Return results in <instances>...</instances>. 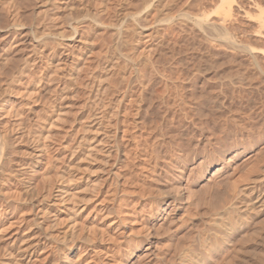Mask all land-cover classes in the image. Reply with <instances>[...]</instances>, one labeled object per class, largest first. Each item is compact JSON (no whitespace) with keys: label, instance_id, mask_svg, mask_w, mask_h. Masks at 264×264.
<instances>
[{"label":"bare ground","instance_id":"obj_1","mask_svg":"<svg viewBox=\"0 0 264 264\" xmlns=\"http://www.w3.org/2000/svg\"><path fill=\"white\" fill-rule=\"evenodd\" d=\"M97 1L89 13L85 0H0V240L14 219L27 224L3 241L0 264H28L49 244L56 257L46 264H264V140L204 84L186 89L162 72L159 89L157 64L174 55L124 51L153 9L168 15L166 0L135 11L129 0L113 10ZM113 11L117 35L95 69L99 16ZM172 20L159 18L155 34ZM216 24L198 22L212 33ZM79 89L86 102L72 117Z\"/></svg>","mask_w":264,"mask_h":264},{"label":"rangeland","instance_id":"obj_2","mask_svg":"<svg viewBox=\"0 0 264 264\" xmlns=\"http://www.w3.org/2000/svg\"><path fill=\"white\" fill-rule=\"evenodd\" d=\"M85 1V4L90 10L89 13H92L96 11V9H98L99 5L97 0ZM143 1L144 0H129L128 3L130 6L134 5L132 10L135 11L142 9L141 7L144 5ZM166 2L169 6L168 15L160 14L161 11L159 8L153 9L149 14L148 22H146L147 24L144 23L145 25H147L148 28H144V34L141 36L139 42H131L132 38H129V41L125 43L127 45L125 46L124 51L127 52L132 49V45L130 44H140L137 60L141 59L139 53L146 45H149L154 51L157 49L155 53L159 51L158 49H160L163 54H170L169 56L174 55L175 58L173 59L172 57V63L169 61L170 64H167V62L164 63V61H160L161 64H157L159 70L156 74L157 76L155 75L156 79L158 76L159 79L162 75L166 74L167 76H170L172 73H174L172 75H174L173 77H176L175 80H177V82L178 80L180 81L178 83H186V89H199L200 86L203 87L202 84H204L206 90L205 92H218L217 94H221H216V96H218L217 98H219L218 102L220 101V103L218 104V109H221V111H225L227 114L232 113V116L233 114L237 117L240 115L238 119H240L241 117L244 124L246 122L247 125L252 126L254 131L253 133H255L253 138L256 141H258L257 139L264 140V134L262 133L264 132V115L263 117H261V114H264L262 113L264 112V0H166ZM125 3V0H112L109 6L113 10L114 8H116V6H119V4ZM46 8H48V10L53 9L52 6H47ZM77 14L78 17L82 19L85 16V11H83V9H78ZM184 15H188L186 17V21L188 22L178 23L179 21L177 19L180 18L179 16L185 17ZM175 16L177 17L175 18ZM165 17H168L169 20L172 18V21H174L172 25L174 26H171L172 28L170 27L167 31H163L162 27L165 26L159 25L162 29L159 28L160 33L155 34L154 30L155 27L158 25L157 22L159 18L161 19ZM99 20L102 22L103 25L102 28H100L99 32L96 34V36L93 38L94 47L93 51L89 55L90 59L92 57H97L94 60L93 64H95L96 61L100 64V62L104 60L103 58L107 54L106 51L113 44V39H115L117 35L116 28H113V26L111 27L115 20L114 11L102 14L101 16H99ZM36 21L39 24H46L47 26L50 25V20L48 17L40 16ZM175 21L177 22L175 23ZM211 21L214 24L217 23L216 25L219 26H217V28L220 29L221 27V29L219 30L215 28L216 30H213L212 33V31L208 32L202 30V28L199 27L200 25H198V22L202 24L203 22L206 23ZM25 23H27L28 25L29 22ZM85 24H87V22H85L83 26H85ZM217 30H224L222 31L224 35H222V33H219V31ZM24 34L27 36V38H30L31 33L29 28H26L24 30ZM79 43L81 44L82 41L78 38V40H76L75 42V45H78ZM73 49L74 47H72L71 50ZM179 50H184L186 52L182 53L181 51L179 52ZM168 51H170V53ZM171 51L173 53H171ZM98 52L100 54H98ZM97 54L100 56H98ZM165 56H167L168 59L170 58L168 57V55ZM157 57V59H159V56ZM97 59H100L101 61H98ZM68 62L69 61L66 60L62 63V65L64 67H67ZM97 62L93 67H96L98 65ZM210 64H212V66L216 64L217 69L216 66H214L215 68L212 66L208 67ZM98 66L95 69H97ZM215 70L216 73L218 72V74L214 72ZM162 72L163 74L160 75ZM215 75H217L218 77ZM209 76L213 78L215 77V80L213 78H210ZM183 77L185 79H183ZM205 78L208 79L206 80ZM163 79L164 78H161L155 81V83L159 81L157 87L163 84ZM160 80L162 81L160 82ZM188 84L191 85L189 86ZM186 85H188V87ZM53 88L54 86L52 87V89ZM159 89H161V87H159ZM214 93L212 95H215ZM84 101L86 102L85 93L81 89L77 90V97L73 99L72 107L70 109L71 116L72 114L74 115L79 113V110L84 106ZM256 112L260 116H258ZM213 113L215 114V112ZM214 114H211L209 116L208 121L211 123V125H215L216 123L218 125L223 121L224 118L219 115L220 113L216 115ZM218 115L222 118V120L218 119ZM250 116H252L253 118L255 116L257 122H255L256 120L254 119L252 120V117ZM215 117L217 119H215ZM258 117H260V119H258ZM218 121H220V123H218ZM260 121L263 123H261ZM259 122L260 124H262L261 126ZM217 125L215 126L217 127ZM255 125H257L258 130ZM15 168L17 167H14V169ZM256 170L259 171L260 167H258ZM14 171V173L17 172L16 170ZM19 173H21V175L19 174L21 176V180L30 176L26 171ZM248 175L250 174H247V176L244 175L245 177L243 176V181L241 180L242 183H246L249 180L250 176ZM39 180L40 178L34 180V184L38 185ZM34 211L36 213L39 212V208L36 207ZM14 220H16L15 223L13 222L15 225L11 227L10 234L6 237L7 239L4 238L1 239L2 241L0 240V246L4 240L13 239L19 229L24 230L27 227V224L25 223L21 226L19 224L20 220L18 218ZM35 236H33L32 239H38L41 238V236L43 238V234H40V232H37ZM212 238L211 241H213ZM192 247H195V249L197 248V250H201V246L198 242L194 243ZM53 248L54 247L49 244L46 248L41 249L36 255H33L29 259L28 264H46L50 257L51 259L53 257H56L54 256L55 251ZM52 252L54 254H52ZM59 260H56L55 264H57V262H60Z\"/></svg>","mask_w":264,"mask_h":264}]
</instances>
